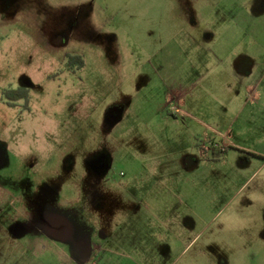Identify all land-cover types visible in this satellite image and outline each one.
I'll list each match as a JSON object with an SVG mask.
<instances>
[{"label": "rangeland", "instance_id": "374dc122", "mask_svg": "<svg viewBox=\"0 0 264 264\" xmlns=\"http://www.w3.org/2000/svg\"><path fill=\"white\" fill-rule=\"evenodd\" d=\"M261 90L264 0H0V264H186Z\"/></svg>", "mask_w": 264, "mask_h": 264}, {"label": "crops", "instance_id": "0c3cea01", "mask_svg": "<svg viewBox=\"0 0 264 264\" xmlns=\"http://www.w3.org/2000/svg\"><path fill=\"white\" fill-rule=\"evenodd\" d=\"M258 97L263 100L259 110L244 114L243 145L234 142L230 146L235 154L246 157L247 165L250 159L257 161L248 169V181L233 196L242 195V199L226 203L233 207L223 222L226 228L220 223L218 231L194 249L186 264H264V90ZM196 243L193 240L189 246Z\"/></svg>", "mask_w": 264, "mask_h": 264}, {"label": "flooded vegetation", "instance_id": "af4514ba", "mask_svg": "<svg viewBox=\"0 0 264 264\" xmlns=\"http://www.w3.org/2000/svg\"><path fill=\"white\" fill-rule=\"evenodd\" d=\"M9 92V91H7ZM28 98V94L26 98L21 99L20 101H27ZM10 104L15 105L17 102H11L10 100H7ZM19 102V101H18ZM6 191V198H7V203H4V207L2 209L3 211V218L7 219V220H12L13 218H15L14 214L10 211L11 208L14 209L15 207V203L14 200L11 199V195H10V191L9 190H5ZM24 201H22L21 204H23ZM53 221L50 222V224L48 223L46 225V229L43 227V231H41L42 233H46L47 235L51 234L53 238H63L65 239L66 237H68L67 233H65V227H64V223L61 220L58 219H52ZM85 255V252L83 253Z\"/></svg>", "mask_w": 264, "mask_h": 264}, {"label": "trees", "instance_id": "16d2710c", "mask_svg": "<svg viewBox=\"0 0 264 264\" xmlns=\"http://www.w3.org/2000/svg\"><path fill=\"white\" fill-rule=\"evenodd\" d=\"M5 97L7 100H10L11 102H18L23 98L27 97V92L26 91H9L5 92Z\"/></svg>", "mask_w": 264, "mask_h": 264}, {"label": "water", "instance_id": "95a60500", "mask_svg": "<svg viewBox=\"0 0 264 264\" xmlns=\"http://www.w3.org/2000/svg\"><path fill=\"white\" fill-rule=\"evenodd\" d=\"M64 227H65V233H67V235H68V233H69V227H68L67 224H64ZM58 239H63V238L60 237Z\"/></svg>", "mask_w": 264, "mask_h": 264}]
</instances>
